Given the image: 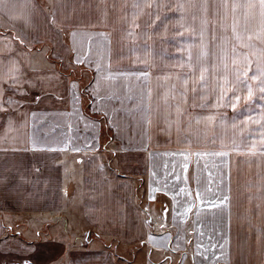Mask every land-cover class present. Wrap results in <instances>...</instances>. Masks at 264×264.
I'll list each match as a JSON object with an SVG mask.
<instances>
[{
  "label": "crops",
  "instance_id": "1",
  "mask_svg": "<svg viewBox=\"0 0 264 264\" xmlns=\"http://www.w3.org/2000/svg\"><path fill=\"white\" fill-rule=\"evenodd\" d=\"M242 1L203 32L202 0H0V243L61 226L56 264H264V153L236 145L228 91L264 82Z\"/></svg>",
  "mask_w": 264,
  "mask_h": 264
},
{
  "label": "rangeland",
  "instance_id": "2",
  "mask_svg": "<svg viewBox=\"0 0 264 264\" xmlns=\"http://www.w3.org/2000/svg\"><path fill=\"white\" fill-rule=\"evenodd\" d=\"M48 1V0H47ZM260 3L259 2H250V1H242L235 2V38L236 42H259V28L263 26V20L260 19ZM192 14V20L190 19V24L192 27L197 26L196 19H198L200 26L204 32V30L209 29L212 23V5L211 0H202L201 6L195 8L193 5V11L190 12ZM200 20H199V18ZM204 54H209V52H203ZM237 53V52H236ZM203 103L206 106L209 103L211 91L214 90V87L219 86L220 84H213L209 81V67L205 66V62H203ZM208 73H207V72ZM237 71V68H236ZM89 78L88 75L85 76ZM236 81L234 84H228V91L231 92L230 88L233 85L234 92V116H235V129H234V140L236 141V145L238 143L245 144L248 146L246 139L247 136L250 137V146L252 147V152H256L258 154L264 153V82H245L240 81L243 77L237 75L236 72ZM250 127L246 131L243 130L244 127ZM259 127V129H256ZM109 131L106 130V134ZM249 134V135H248ZM109 136L107 135V140ZM110 141V140H109ZM112 149L115 146H111L108 144L107 147V155L109 156L111 152H108L109 149ZM108 160L109 157H108ZM45 231V229H44ZM66 230L64 227H57L52 230V237H48L50 235L44 234L42 243H44L41 247H39L38 243H36V251L35 249L27 247L26 243H21L19 241L8 240L7 242L0 243V263L3 261V258L11 257L14 260L23 261L31 257L34 259V255L36 256L35 262L36 264H56L57 260L64 259V255L67 254V249L73 247L74 241H68V237L65 234ZM93 232V231H92ZM93 235V234H92ZM85 233L82 234V240L80 248H83L84 244L91 241V236L86 239ZM49 238V240H48ZM66 240L64 243H58L57 241H61L62 239ZM15 239V237H14ZM36 242H41L36 239ZM77 246V245H76ZM33 250L31 255H28V251ZM66 251V252H65ZM65 254L61 257V254ZM6 256V257H5ZM3 257V258H2ZM16 258V259H15ZM31 260V259H30ZM2 264V263H1Z\"/></svg>",
  "mask_w": 264,
  "mask_h": 264
}]
</instances>
